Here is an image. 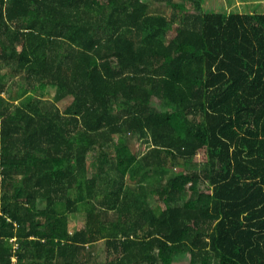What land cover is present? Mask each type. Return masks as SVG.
Masks as SVG:
<instances>
[{"label": "trees", "instance_id": "trees-1", "mask_svg": "<svg viewBox=\"0 0 264 264\" xmlns=\"http://www.w3.org/2000/svg\"><path fill=\"white\" fill-rule=\"evenodd\" d=\"M204 2L0 0V264H264V12Z\"/></svg>", "mask_w": 264, "mask_h": 264}, {"label": "rangeland", "instance_id": "rangeland-1", "mask_svg": "<svg viewBox=\"0 0 264 264\" xmlns=\"http://www.w3.org/2000/svg\"><path fill=\"white\" fill-rule=\"evenodd\" d=\"M261 3L263 5L264 0L261 1ZM253 4H254L253 0H205V2L203 3V6L209 8L210 10H214V11L226 10L227 12H245L247 9H249L250 5H253ZM17 92H18V90H15L14 94L12 95V98L15 101H17L16 100ZM136 141L137 140L134 139L133 143H136ZM146 149H147L146 145L140 144L139 148L137 149L138 156H140V155H142V153L146 152L147 151ZM94 151H97V150L95 149ZM88 156L90 159H92L93 157H95L97 155L95 152H92ZM200 156L201 155L195 156L194 157L195 161H199L201 159ZM90 162L91 161H89V163ZM174 169H172L171 172H173ZM177 170H179V169L177 168ZM99 188H101L103 190L102 186H99ZM113 190H114V188H113ZM70 218H71L70 219L71 221H70L69 229L76 227V225H78V221H80L81 223L83 221V218L81 217V214H79V213L71 216ZM99 253H100L99 258L101 260H103L104 259L103 243H102V246H100V248H99ZM187 261H188L187 256L186 257L185 256L184 257L176 256L173 264H187Z\"/></svg>", "mask_w": 264, "mask_h": 264}, {"label": "crops", "instance_id": "crops-1", "mask_svg": "<svg viewBox=\"0 0 264 264\" xmlns=\"http://www.w3.org/2000/svg\"><path fill=\"white\" fill-rule=\"evenodd\" d=\"M261 1L263 0H253V5H250L249 9L247 10L248 12H255V11H259V12H264V4L262 5ZM246 12V13H248Z\"/></svg>", "mask_w": 264, "mask_h": 264}]
</instances>
